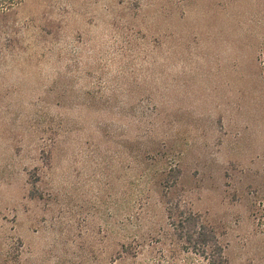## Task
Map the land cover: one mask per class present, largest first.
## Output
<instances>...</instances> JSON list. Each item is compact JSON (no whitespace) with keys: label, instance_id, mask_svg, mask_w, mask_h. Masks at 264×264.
Returning a JSON list of instances; mask_svg holds the SVG:
<instances>
[{"label":"rangeland","instance_id":"obj_1","mask_svg":"<svg viewBox=\"0 0 264 264\" xmlns=\"http://www.w3.org/2000/svg\"><path fill=\"white\" fill-rule=\"evenodd\" d=\"M263 52L264 0L0 11V264H207L170 235L175 164L226 264H264Z\"/></svg>","mask_w":264,"mask_h":264},{"label":"trees","instance_id":"obj_2","mask_svg":"<svg viewBox=\"0 0 264 264\" xmlns=\"http://www.w3.org/2000/svg\"><path fill=\"white\" fill-rule=\"evenodd\" d=\"M22 1L0 0V11L10 10ZM261 57L264 65V52ZM262 69L264 71V67ZM159 173L160 176L166 175L161 196L166 198L170 235L176 246L188 254L197 255L207 264H226V246L220 240L217 227L192 210L183 197L175 193L182 174L178 164L164 168Z\"/></svg>","mask_w":264,"mask_h":264}]
</instances>
